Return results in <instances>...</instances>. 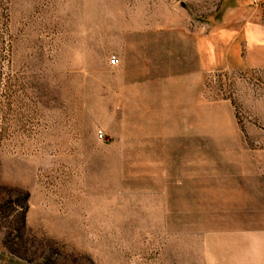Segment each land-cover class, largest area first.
I'll use <instances>...</instances> for the list:
<instances>
[{
  "label": "rangeland",
  "instance_id": "1",
  "mask_svg": "<svg viewBox=\"0 0 264 264\" xmlns=\"http://www.w3.org/2000/svg\"><path fill=\"white\" fill-rule=\"evenodd\" d=\"M219 3L0 0V264H264V0Z\"/></svg>",
  "mask_w": 264,
  "mask_h": 264
},
{
  "label": "crops",
  "instance_id": "2",
  "mask_svg": "<svg viewBox=\"0 0 264 264\" xmlns=\"http://www.w3.org/2000/svg\"><path fill=\"white\" fill-rule=\"evenodd\" d=\"M247 5V0H220V3L213 14V21L216 19H222L225 17V14L236 8H245Z\"/></svg>",
  "mask_w": 264,
  "mask_h": 264
},
{
  "label": "built area",
  "instance_id": "3",
  "mask_svg": "<svg viewBox=\"0 0 264 264\" xmlns=\"http://www.w3.org/2000/svg\"><path fill=\"white\" fill-rule=\"evenodd\" d=\"M110 59H111V62H112V63H117V62H119V56H117V55H115V54L112 55ZM100 136H101V137H104V136H105L103 131H100Z\"/></svg>",
  "mask_w": 264,
  "mask_h": 264
}]
</instances>
